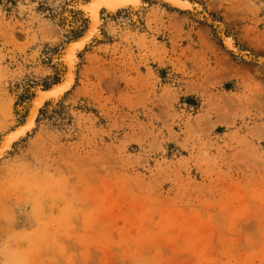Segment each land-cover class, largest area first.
<instances>
[{
  "label": "rangeland",
  "instance_id": "obj_1",
  "mask_svg": "<svg viewBox=\"0 0 264 264\" xmlns=\"http://www.w3.org/2000/svg\"><path fill=\"white\" fill-rule=\"evenodd\" d=\"M186 1L101 12L0 158V264H264V0ZM86 2L0 0V143Z\"/></svg>",
  "mask_w": 264,
  "mask_h": 264
},
{
  "label": "bare ground",
  "instance_id": "obj_2",
  "mask_svg": "<svg viewBox=\"0 0 264 264\" xmlns=\"http://www.w3.org/2000/svg\"><path fill=\"white\" fill-rule=\"evenodd\" d=\"M164 3L170 4L172 7L180 8V9H188L190 8L189 3L186 0H161ZM95 2V0H88L86 3H79L76 5V8L81 11V13L87 14L88 16V28L86 32L79 37L78 39L70 42L65 49L72 47V45H80L78 48H75V55H77V52L83 47L90 42L97 34L99 31L100 23H101V18L100 14L102 11L108 12V13H113L116 12L119 9H124V8H129L131 11H134L138 9L141 6V0H104V3L101 7H98L95 9V14H93L92 11V4ZM226 43V42H225ZM227 44V43H226ZM228 46L231 47V44L228 43ZM66 57V51H64L62 55V59ZM74 82V76L73 79L70 83V86L65 89L64 91L60 92L58 95H56L54 101L57 100L59 97H61L65 92H67L70 87H72ZM47 92L49 91V88L46 90H37L36 95L34 99L31 101L30 104V109L28 113L31 115V125L28 123V119L26 117L25 122L20 125L18 128L15 130L11 131L8 133L3 140L0 143V158L5 154V152L10 148L12 142L14 140L18 139V137H21L25 131H28L29 129L33 128V125L35 123L36 117L39 113V109L37 108L35 111H33V101L37 96L41 94V92ZM46 100V99H45ZM16 133H19V135H16Z\"/></svg>",
  "mask_w": 264,
  "mask_h": 264
},
{
  "label": "snow or ice",
  "instance_id": "obj_3",
  "mask_svg": "<svg viewBox=\"0 0 264 264\" xmlns=\"http://www.w3.org/2000/svg\"><path fill=\"white\" fill-rule=\"evenodd\" d=\"M40 2L48 3V0H40ZM103 3L104 0H95V2L92 4L93 14H95V9L101 7ZM55 7L56 5H52L53 9H55ZM21 39H23V37H21ZM79 46L80 45H72V47L65 49L66 57L60 61L62 67L57 74V80L59 82L54 81L53 84L49 86V91H42L41 94L35 98L33 101V111H35L37 108H40L43 105L45 99L55 97L70 86L77 67L74 50ZM62 77L63 79H61ZM25 117H27L28 123L31 125L32 118L27 111L20 117V123H24ZM16 135H19V133H16ZM13 147H15V145H13Z\"/></svg>",
  "mask_w": 264,
  "mask_h": 264
},
{
  "label": "water",
  "instance_id": "obj_4",
  "mask_svg": "<svg viewBox=\"0 0 264 264\" xmlns=\"http://www.w3.org/2000/svg\"><path fill=\"white\" fill-rule=\"evenodd\" d=\"M85 46H86V45H85ZM85 46H84V47H85ZM84 47H83V48H84ZM55 98H56V97H53V98H47V99L44 101L43 105H44L46 102L51 101V100H53V99H55ZM43 105H42V106H43ZM42 106H41V107H42ZM40 109H41V108H40ZM40 109H39V110H40ZM26 132H27V131H25L24 134H25ZM19 138H20V137H18V139H19ZM18 139H16V140H18ZM16 140H14V142H15ZM12 143H13V142H12ZM11 145H12V144H11Z\"/></svg>",
  "mask_w": 264,
  "mask_h": 264
}]
</instances>
